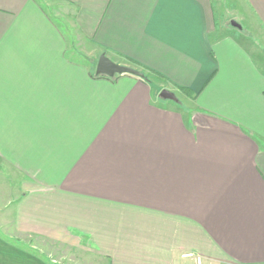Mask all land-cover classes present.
I'll list each match as a JSON object with an SVG mask.
<instances>
[{
	"label": "crops",
	"instance_id": "obj_1",
	"mask_svg": "<svg viewBox=\"0 0 264 264\" xmlns=\"http://www.w3.org/2000/svg\"><path fill=\"white\" fill-rule=\"evenodd\" d=\"M0 162V264H264V0H0Z\"/></svg>",
	"mask_w": 264,
	"mask_h": 264
},
{
	"label": "rangeland",
	"instance_id": "obj_2",
	"mask_svg": "<svg viewBox=\"0 0 264 264\" xmlns=\"http://www.w3.org/2000/svg\"><path fill=\"white\" fill-rule=\"evenodd\" d=\"M250 35L252 36L251 33ZM80 48L81 49H78L80 57L84 59L91 71L94 72L96 61L99 56L98 52L92 45L87 43ZM176 96V101L165 98L164 100L178 104L182 101H187L183 94L176 93ZM18 181L19 175L15 169L12 166L0 162V213L3 214L8 208L9 204L7 200H13L15 198L18 190ZM27 240V243L37 246V251L40 255L49 260H55L56 264H108L106 260L101 259L99 255L95 254L90 249L64 247L37 237L27 238Z\"/></svg>",
	"mask_w": 264,
	"mask_h": 264
},
{
	"label": "water",
	"instance_id": "obj_3",
	"mask_svg": "<svg viewBox=\"0 0 264 264\" xmlns=\"http://www.w3.org/2000/svg\"><path fill=\"white\" fill-rule=\"evenodd\" d=\"M232 24L237 27H240V25L235 21H232ZM94 72L95 74H102L108 77H113L115 75H120V74H131L141 78L144 77L145 75L144 72L141 71L140 69H137L127 64H121L113 61L104 52L99 54L96 61ZM158 95L163 99L165 98L173 101L177 100L176 94L168 89H161Z\"/></svg>",
	"mask_w": 264,
	"mask_h": 264
},
{
	"label": "trees",
	"instance_id": "obj_4",
	"mask_svg": "<svg viewBox=\"0 0 264 264\" xmlns=\"http://www.w3.org/2000/svg\"><path fill=\"white\" fill-rule=\"evenodd\" d=\"M133 65H135V64H133ZM137 68H139L137 65H135ZM140 70H142L143 72H144V77H141V79H143L144 81H147V82H149L150 81V75L152 74V72L151 71H149V70H146V69H144V68H142V69H140ZM92 75L93 76H95V77H107V78H112V77H108V76H106V75H102V74H95V72H93L92 73ZM114 77V76H113ZM182 91H185L186 92V89L185 88H180Z\"/></svg>",
	"mask_w": 264,
	"mask_h": 264
},
{
	"label": "built area",
	"instance_id": "obj_5",
	"mask_svg": "<svg viewBox=\"0 0 264 264\" xmlns=\"http://www.w3.org/2000/svg\"><path fill=\"white\" fill-rule=\"evenodd\" d=\"M195 264H201V258L199 256L194 257Z\"/></svg>",
	"mask_w": 264,
	"mask_h": 264
}]
</instances>
